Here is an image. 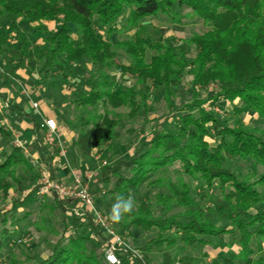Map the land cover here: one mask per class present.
<instances>
[{
	"label": "trees",
	"instance_id": "16d2710c",
	"mask_svg": "<svg viewBox=\"0 0 264 264\" xmlns=\"http://www.w3.org/2000/svg\"><path fill=\"white\" fill-rule=\"evenodd\" d=\"M176 7L188 8L209 27L207 32L186 41L195 49L193 59L177 54L172 44L161 39L151 42L147 26L142 23L173 12ZM122 18L121 31H134V35L113 44L109 38L120 31L117 24ZM10 19L11 23L16 20L26 23L37 32L42 31L43 24L56 25L55 32L44 38L42 79L60 58L64 65L86 60L92 66L107 67L114 63L112 49L116 47L129 60L128 66H116L117 72L137 79L140 84H149L153 91L163 90L167 109H172L174 89L187 76L191 78L194 92L215 87L212 105L224 100L238 116L242 111L255 113L262 122L260 129L245 128L240 118L229 126L204 109V102L193 100L178 116L172 114L176 121L173 131L167 130L164 123L160 124L139 143L133 155L119 158L106 167L92 193L97 195L112 176H117L114 186L118 195L125 197L137 195L142 187L167 190L147 198V202L152 203L145 209L127 214L128 222L121 224L123 230L135 228L144 233L153 231L154 235L139 248L140 259L117 252L120 264H152L150 254L162 249L165 250L162 264L182 263L187 257L175 260L170 254L172 247L196 250L209 243L207 238L230 233L234 243L227 247L235 244L239 251L224 264H264L261 248L264 245V0H0V58L13 60L12 67L0 73L1 80L13 75L27 56L24 44L9 45L3 28L4 20ZM101 79L103 86L106 85V77L103 75ZM101 87L102 84H94L97 92L75 99L83 109L91 107L96 111L98 103L103 107L102 113L90 120L79 119L75 127L78 133L73 147L85 158L120 137L117 122L109 118V108H129L133 117L147 107L146 96L141 94L137 100L138 94L132 88L103 92L99 90ZM21 111L19 106L11 107L15 115L22 116ZM25 116L37 136L32 143L35 160L49 171L53 180L59 151L42 143L45 129L34 116ZM0 137L10 140L11 134L0 128ZM236 160L250 162L253 170L259 168L263 174L255 171L246 176L235 174L227 161ZM174 165L179 166L181 174L195 181L198 189H218L220 198L212 207L203 209L196 204L188 182L161 178ZM19 172L27 177L38 174L22 149L11 148L7 155L0 156L2 202L10 197L13 187L18 194L25 189ZM121 172L130 175L121 176ZM159 174L162 176L157 177ZM36 197L34 186L23 198L12 201L8 213L17 206L33 205ZM51 197L53 204L38 200L41 211L47 209L51 213L57 209L69 223L62 230L61 240L53 247L52 254L38 258V264H107L100 252L104 239L87 211L77 202L69 205L54 193ZM154 206L160 209L158 215ZM257 206L262 207L259 212L247 213ZM71 207L77 215L72 213ZM176 209L182 212L172 214ZM8 213L0 210V252L10 242L18 246L14 237L22 238L16 228H8L14 226V215L9 219ZM214 219L229 224L232 229L218 227ZM253 247L260 252L256 258Z\"/></svg>",
	"mask_w": 264,
	"mask_h": 264
},
{
	"label": "rangeland",
	"instance_id": "374dc122",
	"mask_svg": "<svg viewBox=\"0 0 264 264\" xmlns=\"http://www.w3.org/2000/svg\"><path fill=\"white\" fill-rule=\"evenodd\" d=\"M126 14L127 10L125 11L124 16ZM123 20V18L120 19V22L117 24V28L120 31L109 38L113 44L123 42L132 38L134 35V31L129 33L121 31V23ZM11 22H13L11 19L4 20L3 28L4 32L9 38V45L14 46V44L19 42L20 44L22 43L27 47V56L23 58L22 66L15 70L13 75H10L6 81L4 79H0L1 92H4L6 98L5 101L11 106L16 103L17 99L24 100V98H26L28 102L32 101L36 103V107L32 106L31 104V114L38 115L39 113H42L43 117H47V110H51V113L53 112L52 114L55 116V118L58 117L61 121L62 128H65L68 132H71L76 139L78 131L75 127L79 125V119L90 120L93 119L97 113L103 112L101 103L95 105L96 111H93L91 107H86L83 109L75 102V99L78 96H86L92 92H97L98 90L96 88L94 89V84H102V87L99 90L103 92H111L123 87L132 88L138 94L137 100H139V95L141 94L146 96V109L144 111H137L133 117L130 115V109L126 107L108 109L109 118L117 122V131L120 133L119 139L112 143L106 144L99 151H94L86 159L82 156V158L92 163L89 165L88 169V175L91 177L89 182H86V177L83 175L84 173L79 174V170L78 172L73 171L80 176L85 184L87 183L88 188L95 186L96 180L100 178L103 170L106 167L111 166L115 160L122 157L127 158L128 156L133 155L135 149L139 146V143L148 138L151 132L157 126L164 123V127L167 130L173 131L175 129L176 121L172 117V114L175 117L178 116L180 110L183 107L189 105L193 100H200L204 102L203 108L213 114L224 124L231 126L233 120L240 118L242 119L244 127L247 129L261 128V120L255 113L251 111H242V114L238 116V114L233 113L232 107L227 101L219 100L216 105H212L211 102L214 98L213 95L215 93V87L210 86L203 89H197L194 92L191 87V78L187 76L184 77L181 84H179L174 89L172 109H167L166 103L164 101L163 90L160 89L158 91H153L149 84H140L137 82V79L129 75H121L117 72L116 66H128L129 60L124 52L116 47L112 49L115 54L114 63L107 67L92 66L86 60L78 64L71 63L64 65L62 63V59L60 58L58 62L50 68L47 77L42 79L40 68L43 59L44 38L54 33L56 26L49 28L48 24H43L42 31L37 32L35 28H32L26 23L20 22L19 20H16V23ZM142 23L147 26V35L151 42L161 39L164 43L172 44L177 54L182 53L190 59L194 58L195 49L193 45L187 43L186 41L195 35H201L209 30V27L197 17H195L191 10L186 7H176L173 12H169L166 15H159L155 18L145 19ZM70 28L72 31H74L72 25ZM12 65L13 60L10 57L0 58V73H6L8 69L12 67ZM21 69L23 72L21 77H19L18 73L21 72L19 71ZM103 75L107 79V83L104 86L101 79ZM109 84H112V87H108ZM19 86H21V89ZM35 93H37V95H35ZM6 102L1 99L0 105ZM10 114L11 112L8 113V117ZM12 119L14 120L15 118L12 117ZM16 119L18 120H14L15 122L11 123L12 126L7 124V127L19 129V124L17 123H21L22 118L18 117ZM24 122L27 123L26 119ZM54 123L56 126V138L59 139L63 149L66 150L67 148L64 145L62 136L58 132V125L55 121ZM7 127L4 128L7 129ZM160 129L162 128L160 127ZM20 132L21 135H30V130L27 129H22ZM10 134V140L0 137V156L2 154L7 155L11 148H17L15 146L16 139L25 141L22 137L17 136L15 131L14 135H12V133ZM46 135L47 132H44L43 136L41 135L42 143H44L50 149H58L57 146H49L46 143ZM31 140L32 138H29L27 141H25V150L22 149L23 152L25 151L30 155H32L31 151L33 150ZM30 155L28 156L30 157ZM30 159L32 165L38 172L37 176L28 175L27 177L22 174V172H19L20 176L24 178V183L26 184L25 189L21 192V194H18L15 192L13 187V189L10 190V197L6 198V201L2 202L0 198V210L2 212L8 213L11 210V203L13 200L23 198L34 188V186H36V203L31 206L25 205L23 207H14V210L7 215L9 219L12 215H14V221L12 222L14 226H8V228L10 230L16 228L21 234L22 238L18 240V237H14L13 241L16 242L18 246H15L12 242L3 246L2 251L0 252V264H38V258H46L52 254L53 247H55L56 244L61 240L62 230L67 227L69 223V220L60 215V211L57 209H54L51 213H49L47 209L41 211V207L38 206V200L41 203L53 204L51 201L52 193L40 196L38 194V190L44 180H53L50 178L49 171L41 168L38 165V161L34 160L36 157H30ZM63 163L64 162H62V164ZM78 166L80 167L79 164ZM227 166L231 171L240 176H246L247 174H251L253 171H255V173L258 175L263 174L262 170L259 168L253 170L254 168L250 162H243L241 160H236L234 162L227 161ZM120 175L129 176L130 174L121 172ZM162 175L159 174L157 177L162 176L161 178H163V180L171 179L172 181L188 182L190 184L193 199L196 201V204L203 209L205 207H212L215 200L220 198L217 188H214L211 191H202L198 189L197 183L195 181L181 174L178 165H174L168 170L167 173ZM116 178L117 176H112L109 182L100 188L97 195H93L91 191L94 198L95 208L109 219L111 206L115 202V198L118 195L114 186ZM166 191L167 190L165 188L148 189L142 187L137 195H131L134 197L136 204L134 210L131 213H135L138 209H145L148 204L150 205L152 202L148 203L147 200L149 199L147 198H152L154 194L165 193ZM71 205L73 206V204ZM260 209H262V207L257 206L247 213L253 215L259 212ZM153 210L155 211L156 215L159 214V207L157 208L154 206ZM178 212H182V210L176 209L172 214ZM21 216H25L26 218L23 219ZM214 221L218 227H225L227 230L232 229L229 224H225L224 222L216 219H214ZM127 222V215H125L122 221L119 223H113L111 221V227L117 235L121 236L123 246L125 247L121 252L124 254H130L134 256V258L138 259L141 254L139 248L143 247L148 239L153 237L154 233L153 231L144 233L140 229L135 228L123 230L121 224L124 225V223ZM101 236L104 241L102 243L100 252H102V249L108 245L110 241L109 237H105L102 233ZM232 236L233 235L230 233L222 235L220 238H207L209 243L205 247L196 250L187 249L186 251H183L178 247H172L170 249V254L175 260H178L184 256L200 258L202 250H205L206 248L212 251L211 254L215 253L217 249H229L230 247L227 246H229L231 243H234ZM261 248L264 252V245H261ZM238 249L239 248L235 244L232 245L230 250L220 254L221 260L222 258H233L235 254H233L232 250L237 253L239 251ZM253 249L255 250L254 258H256L260 252H257L256 247H253ZM124 250L128 251L126 252ZM164 251L165 250L163 249L155 250L150 254L153 263H159L162 261V255ZM198 251L201 253L198 254Z\"/></svg>",
	"mask_w": 264,
	"mask_h": 264
},
{
	"label": "crops",
	"instance_id": "0c3cea01",
	"mask_svg": "<svg viewBox=\"0 0 264 264\" xmlns=\"http://www.w3.org/2000/svg\"><path fill=\"white\" fill-rule=\"evenodd\" d=\"M46 25H47V23H46ZM48 26H49V28H53L56 25L48 24ZM19 71H21V72L18 73V76L21 77V74L23 71H22V69ZM24 75H25V73H24ZM6 80L7 79H5V81ZM5 81H3V82H5ZM20 87L21 86H19V88ZM37 93H39V92H37ZM37 93H35V95H37ZM1 99H3L4 102H6L4 92L2 93L1 89H0V102H1ZM31 104L33 106V104H36V103H34L32 101L28 102L26 100V98H24V100L23 99H17L16 103L13 106L8 104L7 102L0 105V117H1L0 128H2L4 131L9 132V133H12L11 129L14 130L16 132V135L19 137H22L25 141H27L29 138L30 139L32 138L31 143H33L36 139V135L32 132V125H31L30 121L28 120V118L25 116V114H28V115L30 114V115L34 116L35 119L41 123L42 128L45 129V132H46V128L43 124L44 121L47 119L48 120L49 119L54 120L56 122V124L58 125V132L62 136L64 145L67 149L64 150L65 151V156L63 158L64 164H62L59 161L60 159L58 158V156L55 159L56 166H55V174H54L53 181L56 183H59V184H70L72 182L70 171H77L78 172V170H79V174L84 173L83 175L85 177L88 176L89 165H91L92 163L85 160L86 158L85 159L82 158V156L74 149V147H73V143L75 141L74 135L71 132H68L65 128H62L61 121L59 120L58 117L55 118V116L52 114L53 112L51 113V110L50 111L47 110V112H48L47 117H43L42 113H39L38 115L31 114L30 113V111L32 110ZM27 105H28V107H27ZM29 105H30V107H29ZM14 106H19V109L22 110L21 112L23 113L22 116L15 115L13 112H11V107H14ZM24 106H25V108H24ZM9 112H11V114L8 117ZM12 117L15 118L14 120H18V119H16L18 117L22 118V120H21L22 122L17 123V124H19V129H16L14 127H7V124H10L9 126H12L11 123L15 122L12 119ZM25 119L29 125L24 122ZM3 126L7 127V129H5ZM22 129L30 130V135H28V136L21 135L20 130L22 131ZM24 153L27 156L30 155V154H27L25 151H24ZM31 154H32V155H30L31 158L36 157L35 152L31 151ZM78 164L80 165V167L78 166ZM89 189H90V191H92L93 187H89ZM227 250H230V248L229 249H220V250L217 249V251L215 253L211 254L212 251L209 250L208 248H206L205 250H202V253L198 251L199 252L198 254L201 253L200 258H193V257H187L186 258L184 256L186 258V260H184L182 263L183 264H216V263L224 264V261L227 258H225V259L222 258V260H221L220 254L222 252H226ZM232 252H233V254H236L235 251L232 250ZM210 254L213 256H211ZM133 258H134V256H132V259ZM140 258H141V256H139L138 259H140ZM134 259H136V258H134ZM162 261H163V258H162ZM162 261L159 263H153V260H152V264H162ZM178 264H180V262H178Z\"/></svg>",
	"mask_w": 264,
	"mask_h": 264
},
{
	"label": "built area",
	"instance_id": "2783aa9c",
	"mask_svg": "<svg viewBox=\"0 0 264 264\" xmlns=\"http://www.w3.org/2000/svg\"><path fill=\"white\" fill-rule=\"evenodd\" d=\"M33 106L36 107L35 104ZM44 126L47 132L46 143L49 146H57L58 150L60 151V153H58V157L63 159L65 156V151L59 139L56 138V126L54 121L47 120L44 122ZM11 132L14 135V131L11 130ZM15 146L25 150L26 142L16 139ZM70 175L72 182L69 185L59 184L50 180H44L42 185H40L38 194L40 196H44L48 193H54L58 199L67 201L69 205L74 204L75 202L79 203V205L91 216L93 223L100 229L101 233L110 239L109 244L102 249L105 262L107 264H120L116 253L122 251L125 248L123 246L121 236L117 235L113 231L111 227V220L95 208L94 198L87 186V183L85 184L80 176L73 171H70ZM89 180H91V177L88 175L86 176V182H89ZM72 213L77 215V211L73 208ZM124 251L127 252L128 250Z\"/></svg>",
	"mask_w": 264,
	"mask_h": 264
},
{
	"label": "clouds",
	"instance_id": "9594fccd",
	"mask_svg": "<svg viewBox=\"0 0 264 264\" xmlns=\"http://www.w3.org/2000/svg\"><path fill=\"white\" fill-rule=\"evenodd\" d=\"M135 199L129 195H117L115 202L111 206L110 219L113 223H119L122 221L125 215L130 214L135 208Z\"/></svg>",
	"mask_w": 264,
	"mask_h": 264
}]
</instances>
